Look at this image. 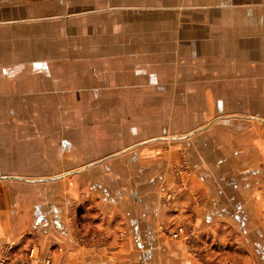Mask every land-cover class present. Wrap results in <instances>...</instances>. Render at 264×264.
Listing matches in <instances>:
<instances>
[{
  "label": "crops",
  "instance_id": "0c3cea01",
  "mask_svg": "<svg viewBox=\"0 0 264 264\" xmlns=\"http://www.w3.org/2000/svg\"><path fill=\"white\" fill-rule=\"evenodd\" d=\"M98 15L122 16L105 21L104 40L96 37ZM82 16L88 26L75 24L89 31L86 46H118L113 31L121 28L137 54L66 63L61 69L73 76L51 75L46 87L97 95L98 86L112 87L114 71H127L144 95L264 96V0H0V63H40L48 76L47 63H64L61 55H22L23 48L49 46L50 25ZM59 41L52 45H66ZM183 78L202 81H177ZM94 100L79 102L95 109ZM204 101L201 109L209 113ZM142 104L120 109H149ZM217 105L222 112L244 109ZM240 116L201 118L195 130L188 118L181 131L165 115L150 122L127 118L117 138L123 145L113 155L106 150L117 140H104L110 143L98 155L96 138L75 146L65 140L61 157L99 160L51 178L0 177V264H264L256 260V254L264 260L257 241L264 240V114ZM180 152L205 162H191L177 187L168 166ZM7 180L19 183L1 182ZM178 227L184 233L170 238Z\"/></svg>",
  "mask_w": 264,
  "mask_h": 264
},
{
  "label": "rangeland",
  "instance_id": "374dc122",
  "mask_svg": "<svg viewBox=\"0 0 264 264\" xmlns=\"http://www.w3.org/2000/svg\"><path fill=\"white\" fill-rule=\"evenodd\" d=\"M96 17V25L98 26L97 30H95L96 37L100 40H104L107 36V32L105 34L104 31L106 24L110 23L112 19H114V22H119L122 19V16L119 15H98ZM106 20L108 23L105 22ZM88 22L87 16H82L79 20L71 19V21H65L60 23V25H58L59 23L53 26L50 25L47 36L49 46H27L23 48L22 55L23 53L29 56L30 54L37 56L61 55V58H63L61 61H64V63H57L56 60L55 62L47 63L50 69L48 76H44L41 73L42 64L40 63H0V177H20L28 180L38 177L51 178L58 176L63 170L72 169L73 166L99 160V158L95 159L91 156L90 158L85 157L78 162H74L73 159L61 157L63 150L62 141L65 140L70 143V146L73 144L75 146L81 139L89 138L91 140L96 138L97 144L92 146L96 147V152L93 154L97 153V155L103 153L104 146H106V149L108 148L107 144L110 142L105 144L104 140H111L112 142L117 140L119 143L113 144L112 149L106 150V154L113 155L123 145L120 139L117 138L120 136L121 125L124 124L122 121H126L127 118L130 121L141 120L142 117H145V121L150 122L153 115L154 118L158 114L161 118L165 115V117L175 119L178 124L176 129L181 131L186 129V127L182 126V123L184 121L188 122V118L192 121L193 130H195L201 127L196 128V124L200 122L201 118L211 119L213 118L211 115L220 114L227 117L232 113L239 112L240 117H251L257 114H264V96L238 94H209L205 96L195 91L193 94L144 95L138 93L140 89L135 80L136 75L127 71H114L112 87L106 85L98 86L96 89L97 95L92 93L90 95H74L75 90L72 89L46 87L44 85L45 81L46 83L50 81L51 75L61 74L65 79L73 76L72 72L65 74L64 72L66 71L61 69V66L66 65V63L73 65L79 59H87L88 56L103 57L107 53L116 55L118 58L129 56L130 59L137 54L139 48L125 45L127 43L124 42H130V33L121 31V28L113 31V40L119 44L118 46H98L95 48L86 46V39L90 36L89 31L85 29L78 31V26L75 23H80V25L82 24L81 26H88L86 25ZM116 24L114 23L115 26ZM61 26L64 27L61 28ZM58 27L61 28L59 31H57ZM56 33L57 37L55 36ZM60 38H64L66 45L53 46L52 43L61 42L59 41ZM56 39L59 40L57 41ZM122 39H125V41ZM79 42L81 43L80 45H78ZM135 65V63L129 64V66ZM213 66L215 64H208L209 69H212L211 67ZM195 69L199 70L200 68L195 65ZM189 80L183 78L177 81L186 83ZM190 81L196 84L202 80L194 78ZM180 85L177 87L178 91L183 90L179 88ZM58 89H60L59 92ZM206 98L209 106H212L209 113L201 109L204 106V102H206L204 101ZM66 99H69V102H66ZM85 99H95L94 101L97 103L95 109H88L81 105L79 101L83 102ZM220 102L227 107L242 106L244 109L239 111L226 109L222 112L217 110L219 106L217 104ZM121 103H129L133 107H136V103H144L142 105L149 104L146 106L150 107L146 110L143 108L140 111H137L136 108L126 110V107L122 110L120 109ZM153 103L155 107L152 109ZM168 104H172L173 110L169 111L167 109L163 111V109H166L164 105ZM185 104H190L191 108L185 110ZM60 106L64 108L57 109ZM218 117L216 116L213 119ZM131 125L130 123L128 127H131ZM101 146L103 147L101 148ZM65 149H68V147ZM162 150L163 148L159 151L156 150L155 155L157 157L162 155ZM87 154H91V152ZM202 160L205 162V159L200 158V156L193 155L192 157V155L188 156L183 152L178 153L177 157L168 166L171 182L177 187H181L190 174V163H198V161ZM36 171L46 173L36 175L34 174ZM1 182L19 183L18 180ZM179 228L184 233V228L178 227L176 229ZM173 231L169 232L170 238H174L171 235ZM250 241L252 243V239ZM257 241L264 246V240L257 238ZM256 260L257 262H264L258 254H256Z\"/></svg>",
  "mask_w": 264,
  "mask_h": 264
},
{
  "label": "built area",
  "instance_id": "2783aa9c",
  "mask_svg": "<svg viewBox=\"0 0 264 264\" xmlns=\"http://www.w3.org/2000/svg\"><path fill=\"white\" fill-rule=\"evenodd\" d=\"M182 233V229L179 228V229H176L174 230L171 235L176 238L178 235H180ZM31 253L29 254V257H30ZM17 264H25V263H17Z\"/></svg>",
  "mask_w": 264,
  "mask_h": 264
},
{
  "label": "water",
  "instance_id": "95a60500",
  "mask_svg": "<svg viewBox=\"0 0 264 264\" xmlns=\"http://www.w3.org/2000/svg\"><path fill=\"white\" fill-rule=\"evenodd\" d=\"M0 179H4V178H0ZM20 180H22V179H20Z\"/></svg>",
  "mask_w": 264,
  "mask_h": 264
}]
</instances>
